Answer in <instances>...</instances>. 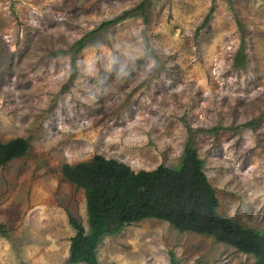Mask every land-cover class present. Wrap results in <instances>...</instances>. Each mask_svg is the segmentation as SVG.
I'll return each mask as SVG.
<instances>
[{"label": "rangeland", "instance_id": "rangeland-1", "mask_svg": "<svg viewBox=\"0 0 264 264\" xmlns=\"http://www.w3.org/2000/svg\"><path fill=\"white\" fill-rule=\"evenodd\" d=\"M15 137L29 149L0 169V264H70L69 214L86 228L88 214L66 163L175 167L188 141L219 214L264 230V0H0V140ZM98 256L255 264L153 217Z\"/></svg>", "mask_w": 264, "mask_h": 264}, {"label": "trees", "instance_id": "trees-1", "mask_svg": "<svg viewBox=\"0 0 264 264\" xmlns=\"http://www.w3.org/2000/svg\"><path fill=\"white\" fill-rule=\"evenodd\" d=\"M28 149L29 142L24 137L0 140V169L25 156ZM204 166V158L190 141L175 167L159 165L136 171L128 163L102 154L76 164L66 163L64 175L84 189L88 214V228L69 214V223L75 230L69 263L119 264L100 261L98 248L102 240L126 225L153 217L168 221L182 232L214 236L255 256V264H264V230L219 214L220 202Z\"/></svg>", "mask_w": 264, "mask_h": 264}]
</instances>
